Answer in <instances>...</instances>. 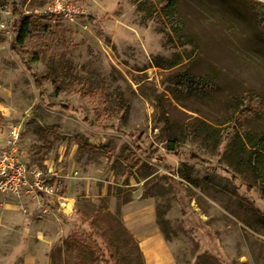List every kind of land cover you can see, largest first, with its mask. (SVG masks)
<instances>
[{
  "label": "rangeland",
  "instance_id": "1",
  "mask_svg": "<svg viewBox=\"0 0 264 264\" xmlns=\"http://www.w3.org/2000/svg\"><path fill=\"white\" fill-rule=\"evenodd\" d=\"M72 1L0 0V147L20 125L26 163L77 173L47 215L0 195V264H140L121 213L147 201L176 264H264V0H175L184 39L158 0Z\"/></svg>",
  "mask_w": 264,
  "mask_h": 264
},
{
  "label": "built area",
  "instance_id": "2",
  "mask_svg": "<svg viewBox=\"0 0 264 264\" xmlns=\"http://www.w3.org/2000/svg\"><path fill=\"white\" fill-rule=\"evenodd\" d=\"M46 17L59 18L67 23H79L87 17L84 7L72 0H51L45 9ZM5 33L11 35L8 24L2 25ZM8 138L0 149V195L14 196L16 199H28L47 215L50 203L56 200L60 205L65 183L77 173L68 175L52 167L40 168L28 164L22 159L21 127L12 126L7 131Z\"/></svg>",
  "mask_w": 264,
  "mask_h": 264
},
{
  "label": "trees",
  "instance_id": "3",
  "mask_svg": "<svg viewBox=\"0 0 264 264\" xmlns=\"http://www.w3.org/2000/svg\"><path fill=\"white\" fill-rule=\"evenodd\" d=\"M152 3V2H151ZM159 6H154L153 11L154 13L158 14V16L162 19L163 25L169 28V32H172L177 38L184 39L182 36V27L178 18V14L176 13V2L175 0H158L157 1ZM253 7L255 11L257 12V16L260 23L264 22V8L257 4L253 3ZM32 16L24 17L22 16L16 8L12 11V18H13V26H12V33H14V44L20 45L23 44L24 41L27 39V36L29 34V27H30V21ZM15 49V47H14ZM27 72H29L33 78H34V85L35 89L38 92L39 100H44V89H42V84L40 80L37 78V75L34 74V72L31 70V68L28 66ZM64 111H68L66 108H63ZM141 140L139 139L138 143H140ZM176 143L169 142L167 144V153L174 154L176 152ZM137 149L139 151H142L144 154V157H146L148 160H157V155L159 154V150L154 149L153 147L149 149H145L144 151L141 149L140 145H137ZM195 159V158H194ZM197 160V159H196ZM121 229H123V233L125 236V243L126 245H132V247L137 252V257L140 262V264H144V257H142L140 248L138 246V243H136L135 239L133 238L132 234L121 225ZM97 244H95L96 246ZM99 248V247H98ZM110 248V247H109ZM117 249V248H116ZM88 252H90L92 249L90 247H87ZM110 250V249H109ZM115 252L109 251V260L107 262H115L114 259L112 260V255Z\"/></svg>",
  "mask_w": 264,
  "mask_h": 264
},
{
  "label": "crops",
  "instance_id": "4",
  "mask_svg": "<svg viewBox=\"0 0 264 264\" xmlns=\"http://www.w3.org/2000/svg\"><path fill=\"white\" fill-rule=\"evenodd\" d=\"M3 145L4 143L2 146ZM2 146L0 148H2ZM70 192L71 190L68 187V182H66L60 202L63 200V204L66 205L64 200H68ZM121 215L124 228L132 234L136 243H138L142 257H144V264H176L175 256H173L168 242L165 240L160 228L156 225L155 207L151 202H143L137 206L125 209L122 211ZM159 241L161 243L160 245Z\"/></svg>",
  "mask_w": 264,
  "mask_h": 264
},
{
  "label": "bare ground",
  "instance_id": "5",
  "mask_svg": "<svg viewBox=\"0 0 264 264\" xmlns=\"http://www.w3.org/2000/svg\"><path fill=\"white\" fill-rule=\"evenodd\" d=\"M68 210H69V209H68ZM157 243H158V242H157ZM160 244H161V243H160V241H159V245H160ZM144 245H145V243H144ZM144 245H143V246H144ZM154 245H155V243H154ZM154 245H153V246H154ZM141 246H142V245H141ZM161 246H162V245H161ZM143 248H144V247H143ZM145 249H147V248H145ZM153 249H154V248H153ZM157 249H158V248H157ZM159 250H160V249H159ZM161 250H162V249H161ZM152 251H153V250H152ZM146 253H149V252H146ZM146 253H145V254H146ZM160 253H161V252H160ZM147 255H148V254H147ZM157 256H158V255H157ZM151 257H152V256H151ZM149 258H150V257H149ZM154 259H155V258H154ZM155 260H156V259H155Z\"/></svg>",
  "mask_w": 264,
  "mask_h": 264
}]
</instances>
